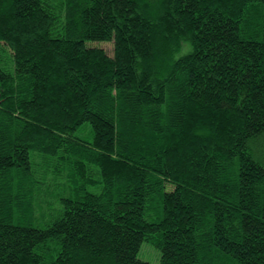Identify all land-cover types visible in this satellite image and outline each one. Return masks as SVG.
Masks as SVG:
<instances>
[{
    "label": "trees",
    "instance_id": "obj_1",
    "mask_svg": "<svg viewBox=\"0 0 264 264\" xmlns=\"http://www.w3.org/2000/svg\"><path fill=\"white\" fill-rule=\"evenodd\" d=\"M0 47V264H264V0H0Z\"/></svg>",
    "mask_w": 264,
    "mask_h": 264
},
{
    "label": "rangeland",
    "instance_id": "obj_2",
    "mask_svg": "<svg viewBox=\"0 0 264 264\" xmlns=\"http://www.w3.org/2000/svg\"><path fill=\"white\" fill-rule=\"evenodd\" d=\"M95 46V45H94ZM97 46H100L104 48L108 54H113V44L112 43H100L97 44ZM0 61L1 64H3L6 67H10V60L8 59V56L4 53L3 49L0 47ZM139 258L145 261H148L152 264H160V253L156 250L153 246H150L148 243H143L141 246V250L139 252Z\"/></svg>",
    "mask_w": 264,
    "mask_h": 264
}]
</instances>
